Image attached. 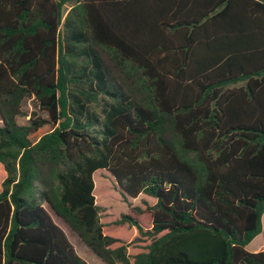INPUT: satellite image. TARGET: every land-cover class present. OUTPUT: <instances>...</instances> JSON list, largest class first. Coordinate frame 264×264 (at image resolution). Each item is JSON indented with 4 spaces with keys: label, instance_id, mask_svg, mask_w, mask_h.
Returning a JSON list of instances; mask_svg holds the SVG:
<instances>
[{
    "label": "trees",
    "instance_id": "1",
    "mask_svg": "<svg viewBox=\"0 0 264 264\" xmlns=\"http://www.w3.org/2000/svg\"><path fill=\"white\" fill-rule=\"evenodd\" d=\"M98 170L156 202L104 222ZM51 210L108 264H264V0H0V264H89Z\"/></svg>",
    "mask_w": 264,
    "mask_h": 264
},
{
    "label": "rangeland",
    "instance_id": "2",
    "mask_svg": "<svg viewBox=\"0 0 264 264\" xmlns=\"http://www.w3.org/2000/svg\"><path fill=\"white\" fill-rule=\"evenodd\" d=\"M71 3L65 7V12L67 13L71 7ZM33 112H37L42 117L48 118V114L38 107L34 98H26L23 102L22 114H20L17 119L21 124H27L29 118L32 116ZM53 129L52 124H46L41 129H39L36 133L31 135V139L36 141L43 134L51 131ZM94 180L96 185V202L101 207V218L104 222H110L119 218L121 213L126 212L129 205L133 206H141L146 207L147 204H154L156 200L150 196L145 194H141L138 198H125L121 195L120 190L118 188L117 182L115 178L108 172L107 170H98L94 173ZM46 207H48L46 205ZM52 211V210H51ZM54 214V212L52 211ZM56 220L65 225L60 219L56 218ZM66 230L72 239L76 240L77 236L72 234L71 230L66 226ZM116 233H112L114 235H118L123 239H130L133 235L134 228L127 227H119L115 229ZM113 232V231H111ZM75 235V236H73ZM99 264H108L100 258Z\"/></svg>",
    "mask_w": 264,
    "mask_h": 264
},
{
    "label": "crops",
    "instance_id": "3",
    "mask_svg": "<svg viewBox=\"0 0 264 264\" xmlns=\"http://www.w3.org/2000/svg\"><path fill=\"white\" fill-rule=\"evenodd\" d=\"M241 84V83H240ZM52 213V212H51ZM52 216L54 220L63 228V230L66 232L68 238L70 239L71 243L74 245L76 252L79 256H81L83 259H85L89 264H99L100 257L90 248L88 247L81 239L80 237L69 227V225L64 222L55 212L52 213ZM56 218L60 219L65 225H62L59 223ZM263 221V231L258 234L247 246L246 248L251 252H258L264 250V215L262 217ZM66 226L68 227L72 234H75L77 236V239L74 240L69 235L68 231L66 230ZM73 235V236H75ZM121 264V263H117Z\"/></svg>",
    "mask_w": 264,
    "mask_h": 264
}]
</instances>
